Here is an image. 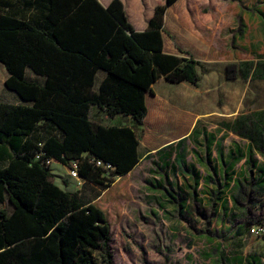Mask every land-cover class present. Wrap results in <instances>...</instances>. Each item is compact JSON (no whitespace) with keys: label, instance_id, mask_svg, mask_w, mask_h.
<instances>
[{"label":"trees","instance_id":"1","mask_svg":"<svg viewBox=\"0 0 264 264\" xmlns=\"http://www.w3.org/2000/svg\"><path fill=\"white\" fill-rule=\"evenodd\" d=\"M164 1L147 29L137 31L122 0L107 7L99 0H36L37 15L31 19L4 10L0 0V62L9 72L5 86L27 102L0 100V203L8 200L13 207L0 209V264H114L110 222L97 199L102 191L126 184L140 160L139 140L132 127L92 122L89 108L96 105L110 117L131 115L142 125L145 93L161 76L198 84L200 62L165 54L162 38L168 7L178 6L181 24L193 29V1ZM238 22L241 31L240 16ZM27 68L45 82L30 81ZM99 71L106 76L95 91ZM247 117L234 125L254 122ZM234 130L258 140L253 129ZM48 160L68 168L76 160L80 176L100 193L84 198L81 190L61 188ZM98 160L112 169L98 166ZM253 180L240 190L264 191V181Z\"/></svg>","mask_w":264,"mask_h":264},{"label":"crops","instance_id":"2","mask_svg":"<svg viewBox=\"0 0 264 264\" xmlns=\"http://www.w3.org/2000/svg\"><path fill=\"white\" fill-rule=\"evenodd\" d=\"M1 1L4 10L8 9L20 18L31 19L37 15L36 0ZM111 1L99 0L104 7ZM192 1L191 10L201 4ZM122 2L135 30L145 31L156 7L165 1ZM239 14L193 12L196 22L189 30L181 24L178 6L167 8L162 29L163 52L199 61L196 68L199 81L197 85L188 81L170 82L161 76L153 82L151 91L145 93L147 115L142 125H138L131 115L110 117L98 106H90L92 122L107 127L129 126L136 130L140 160L127 175L130 181L149 165L156 178L151 180V185L164 191H228L235 181L247 177V173L264 181V163L260 161L264 158V115L261 114L264 112V60L249 57L253 51L264 50L260 43L264 36V11L260 9L254 15L241 14L242 30L235 35L236 47H233L230 30ZM251 36L254 37L252 42ZM255 44L260 47L256 49ZM242 52L247 53L245 58L239 55ZM26 76L30 81L45 82L44 76L36 75L30 68H27ZM105 76V71L97 73L95 91ZM8 77L7 68L0 62V100L15 105L27 104L17 92L5 86ZM249 98L254 101V109L242 111ZM245 116H248L246 120L251 117L254 122L234 125L235 120ZM208 120L219 122L209 123ZM242 126L255 130L258 140L234 130L235 127L240 130ZM233 136L245 144L241 145ZM56 163L60 162L51 160L50 164L54 182L68 191L81 190L67 179L62 184L61 172L52 168Z\"/></svg>","mask_w":264,"mask_h":264},{"label":"rangeland","instance_id":"3","mask_svg":"<svg viewBox=\"0 0 264 264\" xmlns=\"http://www.w3.org/2000/svg\"><path fill=\"white\" fill-rule=\"evenodd\" d=\"M197 1L201 4L190 9L191 14L239 12L242 17L246 12L264 11L261 0ZM238 21L230 30L231 38L239 33ZM260 43L264 45V36ZM249 54L250 59L264 60V50ZM239 55L245 58L247 53ZM253 103L249 98L242 111L254 109ZM233 139L245 144L236 136ZM260 161L264 163V158ZM52 168L61 172L62 184L67 179L81 189L84 198L100 193L99 187L71 178L67 166L56 163ZM153 175L152 167L144 166L139 176L128 179L118 191H102L97 199L110 222L114 264H264V237L249 234L252 224H264V191L240 190L241 185L255 183L249 173L219 195L218 191H164L151 185L156 180ZM0 209L11 212L13 207L4 200Z\"/></svg>","mask_w":264,"mask_h":264},{"label":"built area","instance_id":"4","mask_svg":"<svg viewBox=\"0 0 264 264\" xmlns=\"http://www.w3.org/2000/svg\"><path fill=\"white\" fill-rule=\"evenodd\" d=\"M46 164L50 165L51 160L46 161ZM96 164L106 169H112V166L109 163H104L101 160H98ZM69 176L73 179H76L79 183L85 180L84 178L80 176L78 172V162L76 160L71 161V166L69 167ZM249 234L254 235V236L264 237V224L258 223V224L252 225L249 228Z\"/></svg>","mask_w":264,"mask_h":264}]
</instances>
